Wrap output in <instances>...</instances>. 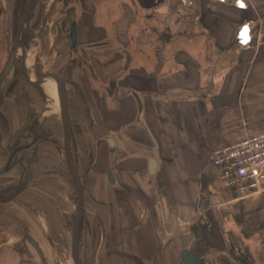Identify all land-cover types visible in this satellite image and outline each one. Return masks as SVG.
Returning a JSON list of instances; mask_svg holds the SVG:
<instances>
[{
    "label": "crops",
    "instance_id": "crops-1",
    "mask_svg": "<svg viewBox=\"0 0 264 264\" xmlns=\"http://www.w3.org/2000/svg\"><path fill=\"white\" fill-rule=\"evenodd\" d=\"M73 1L92 28L72 21L79 54L62 69L84 188L80 263L184 264L188 249L203 264H264V192L224 185L211 158L264 130V0L64 6ZM1 86L0 188L28 180L0 201V264H74L76 201L63 147L38 143L28 177L31 163L5 172L17 145L47 132L37 113L50 105Z\"/></svg>",
    "mask_w": 264,
    "mask_h": 264
},
{
    "label": "rangeland",
    "instance_id": "rangeland-1",
    "mask_svg": "<svg viewBox=\"0 0 264 264\" xmlns=\"http://www.w3.org/2000/svg\"><path fill=\"white\" fill-rule=\"evenodd\" d=\"M27 1L28 0H10L9 5L2 7L1 4H3V0H0V23L3 36L5 38V49H0V72L10 58V51L13 48L15 34L20 28V22L24 14V12L23 14L21 13V7L23 6L22 3L24 2L23 4L26 6ZM36 2L38 3V6H36V8L34 7L27 23V25L29 24V28L33 27L36 30L35 33L29 36L30 45L27 48L28 53L26 56L29 71L31 72V79L36 78L34 67L38 65L44 71L59 70L60 68L67 69L70 64V58L73 57V59H75L79 54V49H77L78 47L75 48V51L74 48L72 49L70 44V24L72 21L81 23V31V29L84 30L86 28L85 16H87V20L90 21V17L88 16L89 13H82V10L79 8L77 9L75 6V8H73V5L75 4L74 1L70 4V7L64 6V1L58 0L55 2H52L51 0H38ZM96 9V7L95 9L93 7V11H96ZM85 31L89 33L92 31V28L89 27L85 29ZM90 45L96 47L97 43L93 42V44ZM95 51V49H92L90 51H86V54L88 53L87 56L92 58L94 57L93 55H95ZM18 53L21 55L20 49L18 50ZM101 53L102 55H105L109 52L101 51ZM108 57L110 58V56H106V58ZM16 73L17 67L13 69L12 73L2 84L1 89H6L7 86H10V82L16 76ZM49 79H52L57 85L55 79ZM46 82L43 84L45 96L42 98L45 103H48L50 106L46 107V105L40 104L37 114L40 117L38 127L41 128V126H43L48 128V132L53 129L54 124H56L57 127L61 125V118L59 100L46 91ZM21 87L24 90H29L34 96H40L38 91L27 86L24 79L23 83H21ZM70 92L74 95V88L71 87ZM49 111H52L53 113H50ZM44 112L46 113L44 114ZM12 169L13 168H11V171Z\"/></svg>",
    "mask_w": 264,
    "mask_h": 264
},
{
    "label": "water",
    "instance_id": "water-1",
    "mask_svg": "<svg viewBox=\"0 0 264 264\" xmlns=\"http://www.w3.org/2000/svg\"><path fill=\"white\" fill-rule=\"evenodd\" d=\"M65 2H69V0H65ZM35 5V0H28L25 6L24 14L22 16L20 22V28L16 35L13 48L11 50V56L0 72V85L10 74L16 60L18 59L17 53L15 50L18 48L21 50L22 57V71L23 78L27 85L36 87L39 90H43V84L49 79L53 78L57 82L58 89V100L60 106V118L63 129V145H64V153H65V161L67 168L69 170L70 176L72 178V182L76 192V208L72 221V250L74 256V264L80 263L79 256V247H80V226L84 213V188L81 177L77 170V166L74 160L73 155V122L71 119L70 109H69V94H68V83L62 73H59L58 70H48L44 71L39 79L33 80L30 75L27 73V51L26 48L21 43V35L27 30V21L29 19L32 8ZM70 39L72 45L75 47L77 45V24L76 22H72L70 26ZM137 100L140 102L139 97L136 95ZM141 107V105H140ZM112 142V140H111ZM109 180L114 183V177L112 172H109ZM182 258L184 264H203V259L199 257H195L191 254L190 250L184 249L182 252Z\"/></svg>",
    "mask_w": 264,
    "mask_h": 264
},
{
    "label": "built area",
    "instance_id": "built-area-1",
    "mask_svg": "<svg viewBox=\"0 0 264 264\" xmlns=\"http://www.w3.org/2000/svg\"><path fill=\"white\" fill-rule=\"evenodd\" d=\"M211 158L224 185L243 195L264 192V130L215 150Z\"/></svg>",
    "mask_w": 264,
    "mask_h": 264
},
{
    "label": "flooded vegetation",
    "instance_id": "flooded-vegetation-1",
    "mask_svg": "<svg viewBox=\"0 0 264 264\" xmlns=\"http://www.w3.org/2000/svg\"><path fill=\"white\" fill-rule=\"evenodd\" d=\"M36 1H38V0H35V4H36L34 6L35 8H36V6L38 4ZM61 1H65V0H61ZM34 7L32 8L31 13L34 10ZM31 13H30V15H31ZM28 21H27V23H28ZM35 32H36V30L33 27L29 28V24H28L27 25V30L21 35V43L26 48L27 53H28V49L27 48L30 45L29 36H31ZM17 33H18V31L15 34V38H16ZM15 38H14V41H15ZM69 38H70V35H69ZM70 44H71V39H70ZM18 50H19V48L17 50H15L16 53H17L18 59L16 60L14 66H13L11 72H10V74L12 73V71H13V69L15 67H17V73H16V76L14 77L15 79L13 78L12 81L10 82V86L8 87V89L10 91H8V92H12L13 90H15V88L17 89V87L21 86V83H23V79H24L23 78V71H22V57H21V55H19ZM10 56H11V51H10ZM26 59H27V57H26ZM76 61L79 62V60H76ZM60 69L61 70H58L59 73H62L64 75V77H65V74L63 73L62 68H60ZM26 70H27V73L31 77V72L29 71L28 64H27ZM34 70H35L34 73H35L36 78H34L33 80H37V79H39L41 74L44 72V70L39 65L35 66ZM9 75H8V77H9ZM65 79L67 80L66 77H65ZM69 82L70 81L68 79L67 83L70 84ZM27 86H29V85H27ZM70 86H71V84H70ZM29 87L34 89V90H36V91H38V93L40 94V97L44 98V96H45L44 95V90H39V89H37L36 87H33V86H29ZM43 141H51V142H53L55 144H58V145L63 147V129H62V124L60 125L59 128L58 127L57 128L54 127L51 131H48V132H45V133H39V134L33 136L31 138V140L28 141L25 144L17 145L15 150H14V152L11 153V155L9 156L8 165H7L6 169H5V172L8 169H10L14 164H18V163H21V164L22 163H34L36 161V156L34 155V148H35V146L38 143H41ZM24 150H27V153H26L25 157L23 158V157L20 156V153L22 151H24ZM25 170H28V168L26 166H25Z\"/></svg>",
    "mask_w": 264,
    "mask_h": 264
},
{
    "label": "trees",
    "instance_id": "trees-1",
    "mask_svg": "<svg viewBox=\"0 0 264 264\" xmlns=\"http://www.w3.org/2000/svg\"><path fill=\"white\" fill-rule=\"evenodd\" d=\"M24 3V2H23ZM22 3V7H21V13L23 14V12H24V9H25V4H23ZM1 48H3V49H5V38H4V36H3V32H2V29H1V23H0V49ZM33 166V163H31L28 167V170H25V173H24V175H23V177L24 176H29L30 174H31V171H29L30 170V168ZM66 172V174H67V176H69V179H70V181H71V183H72V187H73V192H74V199H75V201H76V192H75V189H74V185H73V182H72V178H71V176H70V173H69V171H68V169H67V167H66V170H65ZM27 180L28 179H25V178H23L22 180H21V182H20V184L19 185H17V186H14V187H6V188H0V201H8V200H10L11 199V197L15 194V193H17V192H19V191H21L26 185H27ZM68 223L71 225V221H68ZM3 225V223H1L0 222V228H1V226ZM72 226V225H71Z\"/></svg>",
    "mask_w": 264,
    "mask_h": 264
},
{
    "label": "bare ground",
    "instance_id": "bare-ground-1",
    "mask_svg": "<svg viewBox=\"0 0 264 264\" xmlns=\"http://www.w3.org/2000/svg\"><path fill=\"white\" fill-rule=\"evenodd\" d=\"M45 89L49 94L58 98L57 97V90H58L57 85L52 79L47 80L46 85H45Z\"/></svg>",
    "mask_w": 264,
    "mask_h": 264
}]
</instances>
